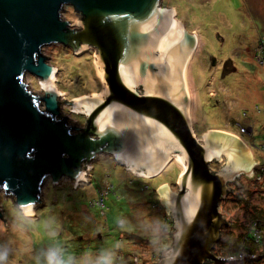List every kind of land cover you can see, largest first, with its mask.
<instances>
[{
    "label": "water",
    "instance_id": "1",
    "mask_svg": "<svg viewBox=\"0 0 264 264\" xmlns=\"http://www.w3.org/2000/svg\"><path fill=\"white\" fill-rule=\"evenodd\" d=\"M70 9L73 24L64 18ZM196 43L162 0H0L3 197L21 213L34 211L43 205L45 185L66 180L77 188L100 156L148 178L179 157L184 172L177 192L160 194L172 231L157 264H235L212 252L226 224L218 204L241 162L229 164L226 157L227 171H212L210 164L230 150V136L211 131L200 141L192 130L185 76ZM56 45L73 55L94 51L99 94L63 98L53 86L61 67L44 55ZM27 76L39 91L29 88ZM62 104L84 125L64 116Z\"/></svg>",
    "mask_w": 264,
    "mask_h": 264
},
{
    "label": "rangeland",
    "instance_id": "2",
    "mask_svg": "<svg viewBox=\"0 0 264 264\" xmlns=\"http://www.w3.org/2000/svg\"><path fill=\"white\" fill-rule=\"evenodd\" d=\"M162 6L173 9L175 19L198 39L185 76L195 136L204 141L211 131L227 134L237 157H242L237 160L241 172L227 177L229 190L217 208L226 223L214 247L220 253L221 239L233 235L236 224L251 228L249 222L255 219L248 212L264 216V115L252 111L255 105L264 108V63L254 57L264 37V0H162ZM64 18L72 24L77 20L71 9ZM93 53L87 49L73 55L57 45L44 48L52 66L61 67L55 86L67 101L99 94L101 81L95 76ZM228 74L232 75L228 78ZM25 82L31 90H40L31 76ZM70 110L62 104V114L83 126L84 118ZM239 123L250 133L248 129L243 133ZM228 163L225 155L213 161L210 169L227 171ZM183 172L178 161L172 160L155 177L134 176L110 157L100 156L87 172V182L77 188L66 180L55 187L45 185L43 205L31 215L19 212L0 193V215L5 219V225L0 219V264H53V260L56 264H115L116 260L157 264L171 244L172 231L160 194L163 188L177 192L175 184ZM95 193L103 195V207L94 203ZM239 198L245 203L237 202ZM79 226L83 239L73 232ZM222 259L235 262L232 257ZM237 259L235 264H264V248L258 246L253 254Z\"/></svg>",
    "mask_w": 264,
    "mask_h": 264
},
{
    "label": "trees",
    "instance_id": "3",
    "mask_svg": "<svg viewBox=\"0 0 264 264\" xmlns=\"http://www.w3.org/2000/svg\"><path fill=\"white\" fill-rule=\"evenodd\" d=\"M263 46H264V37L260 38V40H259V46H257L256 49H255L254 57L256 55H260V54H262L264 56V47ZM255 61H256V59H255ZM259 107L260 106L255 105L253 107L252 111H254L256 114H260L261 113V115H264V114H262V112H264V108H259ZM242 112H246V110H243ZM239 124H240V126L238 125L239 126V129L240 128H243L242 125H241V123H239ZM250 128H252V126H250ZM262 135H264V133ZM248 139H247V141H248ZM262 140L264 142V136L262 137ZM262 177L264 178V174H262ZM153 193H154V191H153ZM95 195H97V200H98L100 198V193L99 194H96L95 193ZM95 199H93V201H95ZM236 201L239 202V203H243V204L245 203V200L244 199H240V198L237 199ZM155 205L158 207V204L157 203H155ZM94 207H96L95 204H94ZM89 208H92V207L89 206ZM248 213L251 214V219H255V220H251L249 222V225L251 226V228L248 227V228H246L244 230V229H241L242 226H240V224H236L235 225V231L236 232H234L235 235L233 234L234 235L233 236L232 234H230V235L228 234L226 237L223 236L224 237V241H222V239H221V243H220V253H218L217 251L214 250V252H217L218 256L226 257V258L227 257H232V258L234 257V258H236V257H239L244 252H249V253H252L253 254L258 249V246H263V248H264V216L262 215L261 216L262 218H261L259 216L261 214L260 213L259 214L258 213H255L254 211L253 212L251 211V212H248ZM167 223H168V221H167ZM169 224L172 227V221L171 220L169 221ZM75 228H76V231H73V232L76 234L77 238L83 239L84 236H81L82 235V232H83L81 226L75 227ZM256 244H259V245H256ZM51 255H54V250H52L49 253V256L53 260V257ZM60 256H61V259L60 260H62L63 257H62L61 252H60ZM116 261L117 262L115 264H121V260L120 261L119 260H116ZM56 262L57 261H54L53 260V264H56Z\"/></svg>",
    "mask_w": 264,
    "mask_h": 264
},
{
    "label": "bare ground",
    "instance_id": "4",
    "mask_svg": "<svg viewBox=\"0 0 264 264\" xmlns=\"http://www.w3.org/2000/svg\"><path fill=\"white\" fill-rule=\"evenodd\" d=\"M197 39V38H196ZM55 78L53 79V86H55ZM56 87V86H55ZM41 88H42V86H41ZM43 89V88H42ZM189 114V113H188ZM191 123V122H190ZM192 126V125H191ZM233 141V140H232ZM217 145L219 146V148H222L224 145H223V143H222V141H220V142H217ZM229 148H230V150H228V149H226V157L228 158V162L229 163H231V164H235V165H237L236 164V159L237 160H239V158L237 157L238 156V150L236 151H234V148H236L235 147V145H233V143L231 144V146H229ZM223 149V148H222ZM232 149V150H231ZM222 151V150H221ZM225 151V150H224ZM240 153V152H239ZM242 158V157H241ZM240 158V159H241ZM177 161H178V163H179V165H181L182 166V164H181V158H179V157H176L175 158ZM182 168H184V167H182ZM189 205V204H188ZM186 206L185 207V210L187 209V208H189V206ZM23 213L25 214V215H31L32 213H33V210L32 209H26V210H24L23 211Z\"/></svg>",
    "mask_w": 264,
    "mask_h": 264
},
{
    "label": "built area",
    "instance_id": "5",
    "mask_svg": "<svg viewBox=\"0 0 264 264\" xmlns=\"http://www.w3.org/2000/svg\"><path fill=\"white\" fill-rule=\"evenodd\" d=\"M264 47V46H263ZM262 47V48H263ZM256 57V60H257V62L258 63H261V62H263L264 63V56L262 55V54H260V55H256L255 56ZM242 131H243V133L246 131V129H248V132H249V128H240ZM245 130V131H244ZM250 133V132H249ZM107 193H105V195H106ZM103 199H104V197H103V195H101V193H100V198L95 202L96 204H99L100 203V205L99 206H104L103 205ZM95 204V205H96ZM249 252H244V253H242L239 257H236V258H234L233 257V259H235V260H237V261H239L237 258H239V259H243V257L244 256H246L247 254H248ZM57 255H59V259H61V256H60V254H57ZM252 256L250 255V257L249 258H251Z\"/></svg>",
    "mask_w": 264,
    "mask_h": 264
},
{
    "label": "flooded vegetation",
    "instance_id": "6",
    "mask_svg": "<svg viewBox=\"0 0 264 264\" xmlns=\"http://www.w3.org/2000/svg\"><path fill=\"white\" fill-rule=\"evenodd\" d=\"M175 17H176V14H175ZM217 39H218V37H217ZM197 40H198V39H196V42H197ZM212 66H215V65H214V62L212 63ZM232 74H235V73H232ZM232 74H228V75H227L228 78H229V76H231ZM224 78H225V77H224ZM224 78H223V80H224ZM228 78H226V80H227ZM169 237H170V234H169ZM208 263H210V262H208Z\"/></svg>",
    "mask_w": 264,
    "mask_h": 264
},
{
    "label": "clouds",
    "instance_id": "7",
    "mask_svg": "<svg viewBox=\"0 0 264 264\" xmlns=\"http://www.w3.org/2000/svg\"><path fill=\"white\" fill-rule=\"evenodd\" d=\"M170 233H171V231H170ZM218 258H222V257H220V256H217Z\"/></svg>",
    "mask_w": 264,
    "mask_h": 264
}]
</instances>
